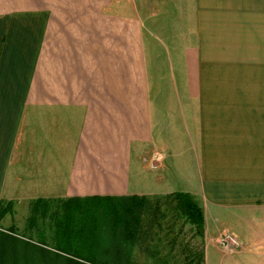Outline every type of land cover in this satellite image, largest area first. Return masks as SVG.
<instances>
[{
    "label": "crops",
    "instance_id": "0c3cea01",
    "mask_svg": "<svg viewBox=\"0 0 264 264\" xmlns=\"http://www.w3.org/2000/svg\"><path fill=\"white\" fill-rule=\"evenodd\" d=\"M178 191L264 264V0H0V202Z\"/></svg>",
    "mask_w": 264,
    "mask_h": 264
},
{
    "label": "trees",
    "instance_id": "16d2710c",
    "mask_svg": "<svg viewBox=\"0 0 264 264\" xmlns=\"http://www.w3.org/2000/svg\"><path fill=\"white\" fill-rule=\"evenodd\" d=\"M153 196L155 195L95 196L80 200L32 201L27 219L29 227L35 228L38 219L51 220V223H44V226L49 227L50 233L37 230L38 234L47 236L59 246L66 244L69 250L81 251L83 245L78 240L86 238L87 234V242L88 239L101 241L98 243L100 248L87 251L88 254L97 255L93 261L86 263L66 254H45L44 247L15 238L12 232L9 235L0 230V264H134L131 254L126 251L129 246L142 241L148 253L151 249L150 239L156 234L161 239L160 231H164V251L169 252L175 247L174 239L177 236L166 240V231L169 232L171 226L165 223L163 226L161 222L166 212L190 225L202 242L200 251L189 253L191 255L187 264H203L204 214L201 205L187 192L165 194L162 196L164 202H153ZM5 204L11 209V201ZM51 204H56L54 210ZM3 212L5 209L0 211V217ZM169 243L172 246L166 247ZM20 250L25 253L19 252Z\"/></svg>",
    "mask_w": 264,
    "mask_h": 264
},
{
    "label": "rangeland",
    "instance_id": "374dc122",
    "mask_svg": "<svg viewBox=\"0 0 264 264\" xmlns=\"http://www.w3.org/2000/svg\"><path fill=\"white\" fill-rule=\"evenodd\" d=\"M156 172H158V174L160 173L159 171H155L150 173L151 176L156 174ZM162 196L163 195H155L153 196L152 201L154 202L160 200V202H164ZM5 203L6 202L3 201L0 202V211L5 209V212H3L0 217V230L4 233L11 235L12 232L15 238H19L20 240L23 239L34 245L36 244L37 246L44 247L45 254H55V252L58 254H66L76 260L86 263L93 261L94 256L97 255L88 254L87 251H89V249L96 250L100 248L98 243H101V241L94 242L96 240L92 239L89 241L88 239L87 242L86 234V238L78 240V242L82 243L81 245H83L81 251L78 249L69 250L66 244L59 246L55 241L48 239L47 236L43 237L40 235V233L38 234L37 230H44L46 233H50L49 227L44 226V223H51V220L38 219L35 228L34 226L29 227L27 219L30 214V204L14 206L13 202H11V209H8ZM50 206L54 210L56 204H51ZM163 208L164 207L161 208V212H163ZM161 222L163 226L164 223L171 226V228L169 227V232L166 231V240L169 241V239L172 237L177 236L175 237L176 239H174L176 241L174 243L175 251H173V249L169 252L164 251V231H160L159 236L161 239L157 238L158 234H156L153 239H150V252L145 254H131L132 262L134 264H187V261L191 255L189 253L201 250L202 242L200 238L194 234V229L190 225L185 224L182 219L174 218L169 212H166L165 217L161 220ZM168 246L171 247L172 244H166V247ZM176 246L178 247L176 248ZM238 246L239 244H231V246L225 248L230 249L231 247ZM19 252H22L23 254L25 253L22 250Z\"/></svg>",
    "mask_w": 264,
    "mask_h": 264
},
{
    "label": "built area",
    "instance_id": "2783aa9c",
    "mask_svg": "<svg viewBox=\"0 0 264 264\" xmlns=\"http://www.w3.org/2000/svg\"><path fill=\"white\" fill-rule=\"evenodd\" d=\"M218 243L223 248L231 246V244H239L238 240L232 234L229 233L222 235L218 240Z\"/></svg>",
    "mask_w": 264,
    "mask_h": 264
}]
</instances>
